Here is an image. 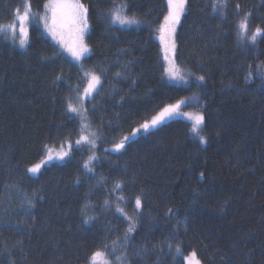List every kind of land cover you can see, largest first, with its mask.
<instances>
[{
  "label": "trees",
  "instance_id": "trees-1",
  "mask_svg": "<svg viewBox=\"0 0 264 264\" xmlns=\"http://www.w3.org/2000/svg\"><path fill=\"white\" fill-rule=\"evenodd\" d=\"M21 1L0 0V25ZM46 1L29 4L38 13ZM79 2L88 10L90 50L80 65L37 23L29 24L24 48L0 36V264H86L105 245L115 248L109 264H183L191 251L201 264H264V39L242 45L236 36L244 12L252 13L250 28L264 27V0H226L216 13L212 0H186L173 58L205 78L188 85L164 78L157 33L166 0ZM119 4L138 26L109 25L106 16ZM53 49L63 59H53ZM84 72L101 79L82 106L97 137L92 171L84 168L83 145L30 175L45 145L80 136V118L66 109L86 84ZM190 95L204 117V146L187 121L173 118L119 152L110 148Z\"/></svg>",
  "mask_w": 264,
  "mask_h": 264
},
{
  "label": "snow or ice",
  "instance_id": "snow-or-ice-1",
  "mask_svg": "<svg viewBox=\"0 0 264 264\" xmlns=\"http://www.w3.org/2000/svg\"><path fill=\"white\" fill-rule=\"evenodd\" d=\"M186 0H168V14L164 17L165 25L161 26V41H165V37L163 33L167 31L169 35L175 32V25L179 22L181 15L185 10ZM45 14L40 17L43 21L45 30L52 36L53 40H55L61 48L68 52L73 61L80 62L82 58H85L89 53V48L84 42V36L88 31V20H87V12L88 10L84 7L83 4L79 2V0H48V2L44 5ZM227 3L226 0H212V10L213 13H216L218 10L226 9ZM237 15H240V5H236ZM128 7L127 4H119L114 5L113 8L109 11L106 16V20L108 21L110 26H138L139 21L134 16L127 15ZM50 13V16H49ZM223 15V12L220 13ZM30 15V4L25 3L23 14L20 13L19 6L14 9L12 13V23L7 25V29H11L13 42H15V34L17 25L19 26L20 33V47L24 48L27 42V23L29 21ZM251 12H244L241 15L239 23L236 25V36L240 43L255 45L258 40L264 39V27L256 26L253 31H249V18L251 17ZM4 25H0V33H6L7 31ZM65 34H67L70 38L69 40L65 39ZM59 37V39H57ZM171 48L175 50V43L172 42ZM167 51V48H166ZM56 57H60L63 59L60 52H57L53 49V59ZM167 59V56H165ZM166 72L169 75V78L178 82H183L185 84L189 83V80L184 77L183 74H178L175 63L173 62L171 68L166 69ZM119 76V73H117ZM87 77V87L84 89L83 96H79L75 102H69L67 105V113L73 114L70 119L74 117H80L81 121H83L84 116L82 115L81 108L78 107L82 100L84 99H92L93 93L98 94V86L101 84L100 76L96 75L95 72L86 73ZM57 80H60L61 77L57 76ZM204 77L199 76L197 80L200 83L204 82ZM247 80L252 79V74L249 73V76L246 77ZM79 92V87L76 89ZM185 103V101L181 100L175 104H170L165 107L158 115L154 116L150 122H145L140 125L135 131L131 133L130 136H125L118 143L114 144L113 151L119 152L121 149L125 147V143L128 141H132L136 138L137 134L141 132L144 133L149 132L150 129H155L158 125L162 124L166 119L171 118L174 115L181 114L179 112L181 106ZM189 120L192 121L190 132L191 134L198 139L201 145L206 143V138L201 133L203 132L202 125L204 123L203 115L197 114L195 116L182 113ZM86 129L84 125L81 126V135L75 141L76 147H80L82 144L90 145L92 148L96 147V138L94 133L85 134ZM67 150H65L64 143H61L60 149L57 151L55 157L51 155L53 149L48 145H45V154L47 155L48 160L57 159L64 160L65 157H68L70 152L73 150V145L71 141H67ZM107 151V150H106ZM95 156H90L88 161L85 162L84 168L88 171H92V161L95 160ZM46 162V161H44ZM42 164H35L27 169V171L33 175H36L40 169ZM203 174H201V177ZM117 189H121V185L116 184ZM118 199L122 200L123 197H119ZM108 202L105 201V204ZM31 206V204L29 205ZM136 209H141L142 207V199L140 196L136 197L135 200ZM117 212L124 214V209L122 207H117ZM171 210H169V213ZM128 219L127 216H125ZM88 221L85 220V223ZM134 230V225L130 224L128 231L132 232ZM127 241V236L125 237ZM171 248V245H169ZM115 251V248L112 249V252ZM107 249L105 245L103 249H96L92 251L86 257V264H109L108 256L112 254ZM175 253L177 256L182 255L181 249L179 246L176 247ZM117 260H120L121 257H116ZM185 264H200V261L196 258V253L193 252L189 256L184 257Z\"/></svg>",
  "mask_w": 264,
  "mask_h": 264
},
{
  "label": "rangeland",
  "instance_id": "rangeland-1",
  "mask_svg": "<svg viewBox=\"0 0 264 264\" xmlns=\"http://www.w3.org/2000/svg\"><path fill=\"white\" fill-rule=\"evenodd\" d=\"M47 2H48V0L45 2V4H46ZM25 3L29 4V0H22V1H21V4L19 5L20 13H21V14H23ZM45 4H44V5H45ZM166 4H167V14H168V0H166ZM44 5H43V7H42V10H41L40 12H38V13H37V12H33L32 9H31V7H30L29 21H28V23H27L26 26H27V28H28V26H29V24H30L31 22L37 23V24L40 26V28H41L43 34H44L47 38H49L52 42H54V43H56L57 45H59L55 40H53L52 36H51V35L45 30V27H44L43 21L40 19V17L43 16V15L45 14V8H44ZM167 14H166V15H167ZM166 15H165V16H166ZM49 16H50V13H49ZM10 23H12V19H11V21H10L9 23L4 24V26L6 27V29H7V25H9ZM178 23H179V22H178ZM178 23L175 25V31H176V29H177ZM163 25H165V20H163L162 23H161V26H163ZM161 26H160L159 31H158V33H157V40H158V42H159V44H160V48H161V55H162V60H163V64H164V78H165V80L168 81V82H170V83H174V84H182V85H188L191 81H193V82H195V83H198V80H197L196 77L190 75V74L187 73V72H184L183 70H181L180 68H178V67L176 66V63H175L174 58H173V53H174V51H173L172 48H171V44H172V42L175 43V37H174V36H175V32L172 33L171 35H169V33H168L167 31H165V32L163 33V35H164V37H165V41L162 42V41H161V35H162V33H161ZM253 30H254L253 28H250V27H249V31H253ZM0 36H4L7 40H10V41L13 42V37H12V31H11V29H7L6 33H0ZM15 36H16V38H15V42H14V43H15L17 46L20 47V44H19V41H20V33H19V26H18V25H17V28H16V34H15ZM57 39H59V37H57ZM65 39H66V40H69V42H70V38H69V36H68L67 34H65ZM84 42H85V36H84ZM239 43H240V42H239ZM85 44H86V42H85ZM240 44H242V43H240ZM244 44H245V43H244ZM244 44H242V45H244ZM246 44H247V43H246ZM248 45H250V44H248ZM24 47H25V46H24ZM87 47H88V46H87ZM166 48H167V51H166ZM65 52H66V51H65ZM66 53H67V55L69 56V58L73 61L71 55H70L68 52H66ZM165 56H167V59H165ZM74 62H75V61H74ZM173 62L175 63V66H176V69H177L178 74H183L184 77H185L186 79L189 80V83L185 84V83H183V82H178V81H175V80H172V79L169 78V75H168V73L166 72V69L171 68ZM75 63H76L77 65H80V62H75ZM86 73H89V72H84V74H83L84 77L86 78V84H85L84 88L82 89V91H81V93H80L79 96H83L84 89L87 87V77H86ZM85 100H86V99L82 100L81 103H80L79 105H77L78 107L81 108V112H82V115H83V116H84V114H83V111H82V106H83V103L85 102ZM181 100L185 101V103L181 106V108H180V110H179V112H180L181 114L174 115V116H172L171 118H168V119H166V120L173 119V118L182 119V120L187 121V122L189 123V127H190V129H191L192 121L189 120L185 115H182V113H188V114H191V115H193V116H195V115H197V114H200V115H201L199 102H198L197 97H196L195 95H192V96L190 95V96H187V97H183V98L179 99L178 101H181ZM178 101H176L175 103H177ZM175 103H173V104H175ZM166 107H167V106H166ZM163 109H164V108H163ZM163 109H162V110H163ZM162 110H161V111H162ZM161 111H159L156 115H158ZM156 115H154V116H156ZM154 116H153V117H154ZM153 117H151L149 120H146L145 122H150L151 119H152ZM78 118H80V117H78ZM166 120H165V121H166ZM80 122H81V126H82V124H83L84 127H85V129H86L85 134L93 133V132L88 128V126H87V122L85 121V117H84L83 121H81V119H80ZM145 122H144V123H145ZM142 124H143V123H142ZM139 127H140V126H138L137 128H139ZM137 128H135L133 131H135ZM133 131H132V132H133ZM132 132H131V133H132ZM131 133L128 134V135H125V136H130ZM140 133H143V131L141 130ZM140 133H138L137 135H139ZM201 134L203 135V133H201ZM80 135H81V134H80ZM125 136H122L120 140H122ZM78 138H79V137H78ZM78 138H77V139H78ZM95 138H96V145H97V137L95 136ZM77 139H76V140H77ZM76 140H75V141H76ZM196 140L198 141V139H196ZM75 141L72 142V145H73V146H76V145H75ZM198 142H199V141H198ZM83 145L86 146L87 144H82L81 146H83ZM200 145H201V144H200ZM204 145H205V144H203L202 146H204ZM49 147H50V146H49ZM64 147H65V150H67V143L64 144ZM113 147H114V146H112V147H110V148L113 149ZM50 148L53 149L51 155H52L53 157H55L57 151L60 149V146H59V147H58V146H56V147L51 146ZM86 148L88 149V153H87V156H86V158H85L84 164H85L86 161H88V159H89L90 156H95L96 159H97L96 147H95V148H92L90 145H87ZM44 161H46V162H44ZM54 161H55V162H58V161H62V160H57V159L48 160V159H47V155H46L45 152H44V155H43L42 159H41L38 163H39V164H42V166H41V168H42L43 166H45V165H47V164H49V163H51V162H54ZM92 162H93V161H92ZM38 163H37V164H38ZM33 166H34V165H33ZM30 167H31V166H30ZM28 168H29V167H28ZM28 173H29V172H28ZM29 174H30V175H33V174H31V173H29ZM191 253H193V252H192V251H191V252H187V253H185V254L182 255L183 264H185V262H184V257H185V256H189ZM196 258H197V257H196ZM197 259H198V258H197ZM200 264H201V262H200Z\"/></svg>",
  "mask_w": 264,
  "mask_h": 264
}]
</instances>
